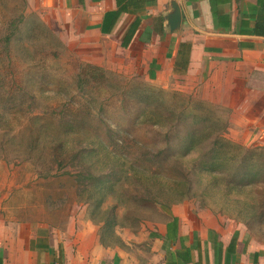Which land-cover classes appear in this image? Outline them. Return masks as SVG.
<instances>
[{"label":"rangeland","instance_id":"374dc122","mask_svg":"<svg viewBox=\"0 0 264 264\" xmlns=\"http://www.w3.org/2000/svg\"><path fill=\"white\" fill-rule=\"evenodd\" d=\"M69 34L26 0H0V224L63 233L72 218L89 220L112 243L124 229L155 228L185 203L187 216L210 211L264 248V146L237 141L220 105L136 71L86 67ZM174 122L197 128L192 141L207 139L204 147L182 157L176 145H155V130ZM105 125L125 144L148 143L153 156L134 163L110 153L99 144ZM214 138L213 158L200 156ZM175 164L188 182L164 175Z\"/></svg>","mask_w":264,"mask_h":264},{"label":"crops","instance_id":"0c3cea01","mask_svg":"<svg viewBox=\"0 0 264 264\" xmlns=\"http://www.w3.org/2000/svg\"><path fill=\"white\" fill-rule=\"evenodd\" d=\"M26 4L53 16L86 62L136 71L161 88L220 105L230 111L236 130L230 132L237 141L264 146V37L237 33L251 29L255 0L218 4L221 22L212 16L210 0ZM171 4L181 15L175 32L165 21ZM190 213L185 203L172 205L169 217L155 228L124 229L112 243L103 241L89 220L72 218L63 233L42 225L0 224L1 264H264V248L246 241L240 226L220 222L207 210ZM173 218L176 229L170 227Z\"/></svg>","mask_w":264,"mask_h":264},{"label":"trees","instance_id":"16d2710c","mask_svg":"<svg viewBox=\"0 0 264 264\" xmlns=\"http://www.w3.org/2000/svg\"><path fill=\"white\" fill-rule=\"evenodd\" d=\"M226 0H210V8L212 12V16L215 17L216 19L218 18V21L221 22L223 18H219L217 16V6L220 3H224ZM256 1V11L249 15V17L253 18V22L251 25V29L249 31H243L239 30L237 33L242 34V35H250V36H256V37H264V0H255ZM108 31V30H107ZM86 67L91 68L94 71H101L99 67L97 66H92L87 64ZM91 81H95L91 80ZM133 122V121H131ZM132 124L130 125V128L132 127ZM104 135H105V140L104 139H99V144L105 149H110L109 152L114 154V155H125L126 158L129 157L131 161L135 163L136 161V156L137 154H142V155H152L149 152L146 151L148 148V143H143V142H138L135 140H132L130 144H125L122 141H118L117 138H113L111 135H108L111 133V129L105 125L104 126ZM82 129H85L82 127ZM155 130V129H154ZM197 133V128H191L190 130L187 129L184 125H181L179 122H174L173 124H166V127L162 132H159L158 130H155L154 135L157 137L154 141L155 145L157 143L163 142L166 144L168 147H172L173 145H176L174 148V151H180L179 155H188L192 151H199L201 150L202 147H204L203 144L208 141L207 139L199 142H194L192 141L191 137H194L195 134ZM209 136H207L208 138ZM159 139V140H158ZM158 140V141H157ZM219 140L214 138L210 144L208 145V150L207 152H203L202 154L200 153V156H207L210 154L211 159L213 158L212 155L215 154L216 150V145ZM195 143V144H193ZM87 149V148H86ZM88 150V149H87ZM153 156V155H152ZM151 156V157H152ZM121 157V156H118ZM183 157V156H182ZM199 169L204 170L205 165L204 163L202 164L201 162L199 163ZM144 169L149 175H163V172H154L151 170V168H141ZM174 172L170 174H164L168 175L172 180L178 181L180 180H185L187 181V174L181 169L180 165L175 164L174 166ZM233 177V183L237 182L238 183V178L235 180V176ZM188 182V181H187ZM168 229H169V225ZM177 226V220L175 218L172 219V224L170 227L173 229H176ZM231 247V243L229 245ZM1 264V260H0Z\"/></svg>","mask_w":264,"mask_h":264},{"label":"water","instance_id":"95a60500","mask_svg":"<svg viewBox=\"0 0 264 264\" xmlns=\"http://www.w3.org/2000/svg\"><path fill=\"white\" fill-rule=\"evenodd\" d=\"M180 20L181 15L178 6L171 4V12L165 18L166 25L168 26L170 32H175L178 30Z\"/></svg>","mask_w":264,"mask_h":264}]
</instances>
